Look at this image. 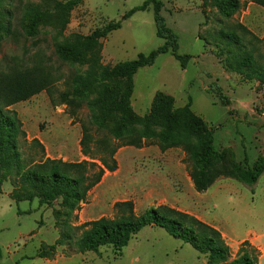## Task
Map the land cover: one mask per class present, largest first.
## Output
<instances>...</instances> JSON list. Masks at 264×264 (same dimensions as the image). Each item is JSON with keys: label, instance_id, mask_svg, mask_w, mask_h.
Returning a JSON list of instances; mask_svg holds the SVG:
<instances>
[{"label": "rangeland", "instance_id": "374dc122", "mask_svg": "<svg viewBox=\"0 0 264 264\" xmlns=\"http://www.w3.org/2000/svg\"><path fill=\"white\" fill-rule=\"evenodd\" d=\"M144 1L82 0L67 13L51 9L35 35L25 38L21 29L25 8L45 0H0V24L10 31L0 42V92L11 99L6 88L15 83L30 92L8 109L17 113L27 139L40 140L45 156L64 161L84 159L79 140L81 126L88 125L85 107L71 114L55 95L51 98L46 92L49 82L54 92L61 91L69 75L84 70L60 61L53 52L54 44L119 22L118 28L100 40V62L113 66L136 58L138 53L147 54L163 44L156 35L152 5L124 17ZM160 1V14L176 35L178 54L190 58L182 68L169 52L161 53L151 65L140 67L132 77L131 111L145 115L158 93L171 96L174 107L190 100L193 113L213 129L216 151L227 161L254 167L264 159V84L225 67L218 35L235 21L264 37V6L257 0H239V11L225 19L211 5L212 0ZM10 67L12 72L5 74ZM43 69L46 74L41 73ZM212 89L226 96L228 104ZM121 144L115 153L117 169L104 172L86 202L70 217L63 216L59 200L41 206L36 198L15 202L10 195L17 179L5 175L0 185V264H207L203 254L158 226L143 227L119 254L109 246L100 248L101 255L76 252L73 240L80 235L82 225L112 216L113 204L120 200H131L137 213L151 206L174 207L219 229L229 246L227 262L237 257L242 236L264 229V171L255 185L220 177L206 191L197 192L182 147L160 150L156 139L143 141L138 147L130 140ZM21 154L25 164L39 160L38 148L26 143ZM60 231L70 234L72 240L58 245L51 258L38 257L40 246L46 248L61 238Z\"/></svg>", "mask_w": 264, "mask_h": 264}, {"label": "trees", "instance_id": "16d2710c", "mask_svg": "<svg viewBox=\"0 0 264 264\" xmlns=\"http://www.w3.org/2000/svg\"><path fill=\"white\" fill-rule=\"evenodd\" d=\"M81 1L45 0L44 4L27 6L21 24L22 35L32 38L51 9L67 13ZM257 1L264 6V0ZM148 4L152 5L156 35L163 39V44L147 54L138 53L136 58L113 66L100 62V40L118 28L119 22H109L87 35L77 34L70 42L54 44L53 52L60 61L84 67L63 81L61 91L54 92L52 82L46 86L50 97L55 95L58 103L65 104L71 114H76L81 107L88 111V125L81 126L79 140L84 159L64 161L45 156L40 140L27 139L17 113L8 109L14 102L27 98L30 92L16 83L6 88L11 99H5V94L0 92V185L5 175L12 174L17 179L10 195L12 200L36 198L39 206L59 200L63 216L70 217L79 204L86 202L90 189L101 180L104 172L117 169L115 153L123 140H130L138 147L143 141L156 139L160 150L182 147L188 161V174L197 192L206 191L220 177L256 184L264 171V159H259L252 168L227 161L213 146V129L190 109V100L174 107L171 96L158 93L145 115L138 116L131 111L132 77L140 67L151 65L161 53L169 52L182 68L190 58L187 54H178L176 35L160 14V0H145L127 11L124 17L144 10ZM211 5L225 19H231L241 8L239 0H212ZM228 26L227 31H220L218 35V42L222 44L219 55H224L225 67L245 79L264 84V37L257 36L240 22H229ZM9 33V28L0 24V42ZM11 72L12 67L5 74ZM41 73L46 74L45 69ZM213 92L221 102L228 104V98L218 89ZM23 143L38 148L39 160L24 163ZM145 226L161 227L167 234L190 244L205 256L207 264H257L259 252L247 240L240 242L237 257L227 262L229 246L219 229L167 205L151 206L137 213L131 200L116 201L110 217L101 216L85 222L73 245L79 253L91 251L101 255L100 248L109 246L119 254L131 237ZM61 234V238L46 248L42 244L37 256L51 258L58 245L72 240L70 234L63 231Z\"/></svg>", "mask_w": 264, "mask_h": 264}, {"label": "crops", "instance_id": "0c3cea01", "mask_svg": "<svg viewBox=\"0 0 264 264\" xmlns=\"http://www.w3.org/2000/svg\"><path fill=\"white\" fill-rule=\"evenodd\" d=\"M258 229L260 230L259 233H254L253 235L247 233L245 236H242L239 239L238 243L240 244V242L247 240L259 252L257 257V264H264V229Z\"/></svg>", "mask_w": 264, "mask_h": 264}]
</instances>
